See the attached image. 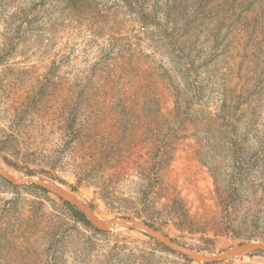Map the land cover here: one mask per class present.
Masks as SVG:
<instances>
[{
	"label": "rangeland",
	"instance_id": "1",
	"mask_svg": "<svg viewBox=\"0 0 264 264\" xmlns=\"http://www.w3.org/2000/svg\"><path fill=\"white\" fill-rule=\"evenodd\" d=\"M0 168L204 256L264 244V0H0ZM67 205L0 176V264H205Z\"/></svg>",
	"mask_w": 264,
	"mask_h": 264
},
{
	"label": "water",
	"instance_id": "2",
	"mask_svg": "<svg viewBox=\"0 0 264 264\" xmlns=\"http://www.w3.org/2000/svg\"><path fill=\"white\" fill-rule=\"evenodd\" d=\"M0 176L10 183L32 184L41 188L46 192H49L57 196L58 198H60L70 206L77 209L80 213H82L87 219V221L100 232H107L110 230H116L120 228L141 230L146 234H148L153 239H155L156 241H158L159 243L163 244L165 247L169 248L170 250L182 254L183 256L196 262L205 263V264L219 263L236 257L251 254L254 252H259V251L264 252V244L255 243V242H246V243L238 244L220 255L204 256L174 242L173 240L166 237L158 230H156L155 228L151 227L146 223L132 219H126V218L103 220L98 216H96L89 207H87L83 202H81L77 198L76 195H74L69 190L63 188L62 186L52 181L45 179L33 180L32 178H15L9 173L5 172L2 168H0Z\"/></svg>",
	"mask_w": 264,
	"mask_h": 264
},
{
	"label": "trees",
	"instance_id": "3",
	"mask_svg": "<svg viewBox=\"0 0 264 264\" xmlns=\"http://www.w3.org/2000/svg\"><path fill=\"white\" fill-rule=\"evenodd\" d=\"M233 134H235V133H233ZM67 206L70 208V210L73 213L74 218L77 221H79V222L83 223L84 225L92 228V225L87 221V219L85 218V216L82 213H80L77 209H75L74 207H72L70 205H67Z\"/></svg>",
	"mask_w": 264,
	"mask_h": 264
},
{
	"label": "bare ground",
	"instance_id": "4",
	"mask_svg": "<svg viewBox=\"0 0 264 264\" xmlns=\"http://www.w3.org/2000/svg\"><path fill=\"white\" fill-rule=\"evenodd\" d=\"M12 175V174H11ZM13 177H15L14 175H13ZM15 178H18L17 176L15 177ZM33 180H38L37 178H32Z\"/></svg>",
	"mask_w": 264,
	"mask_h": 264
}]
</instances>
